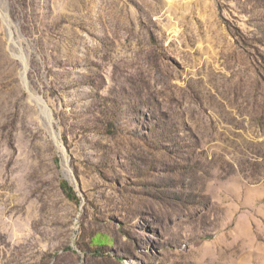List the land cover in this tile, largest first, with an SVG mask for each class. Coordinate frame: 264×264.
I'll return each mask as SVG.
<instances>
[{"label":"rangeland","instance_id":"rangeland-1","mask_svg":"<svg viewBox=\"0 0 264 264\" xmlns=\"http://www.w3.org/2000/svg\"><path fill=\"white\" fill-rule=\"evenodd\" d=\"M0 264H264V0H0Z\"/></svg>","mask_w":264,"mask_h":264},{"label":"trees","instance_id":"trees-1","mask_svg":"<svg viewBox=\"0 0 264 264\" xmlns=\"http://www.w3.org/2000/svg\"><path fill=\"white\" fill-rule=\"evenodd\" d=\"M63 187H64L65 190L67 191V194H68L69 196H72L73 191L71 190V188L68 187L65 183L63 184Z\"/></svg>","mask_w":264,"mask_h":264},{"label":"built area","instance_id":"built-area-1","mask_svg":"<svg viewBox=\"0 0 264 264\" xmlns=\"http://www.w3.org/2000/svg\"><path fill=\"white\" fill-rule=\"evenodd\" d=\"M174 1H182V0H174Z\"/></svg>","mask_w":264,"mask_h":264}]
</instances>
